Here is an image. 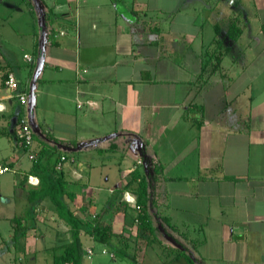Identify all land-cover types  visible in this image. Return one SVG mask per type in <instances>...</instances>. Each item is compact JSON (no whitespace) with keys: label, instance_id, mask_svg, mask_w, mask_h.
<instances>
[{"label":"crops","instance_id":"0c3cea01","mask_svg":"<svg viewBox=\"0 0 264 264\" xmlns=\"http://www.w3.org/2000/svg\"><path fill=\"white\" fill-rule=\"evenodd\" d=\"M3 6L0 163L11 171L0 175V264H37L45 252L52 264L59 246L70 241L50 201L33 194L55 158H65L60 170L70 207L86 220L114 200V189L134 170H143L144 144L150 162L162 166L156 200L177 226L179 241L198 245L204 264H264V0H223L217 9L209 7L201 24L196 8L187 15L179 3L150 8L145 0H0ZM48 10L56 17L45 26ZM235 16L245 26L242 35L221 71L199 86L214 24ZM166 18L186 19L196 30L187 37L167 32L160 23ZM202 24L211 26L206 42ZM7 73L29 99L32 93L38 131L32 129V151H45L37 170L21 146L22 109L3 84ZM190 103L203 106V114L188 116L199 126L183 117ZM109 138L120 150L100 155ZM124 199L130 209L125 220L113 218V227L126 240L135 231V195L125 192ZM14 219H22L23 236L14 232ZM160 239L148 247L144 264H188L170 260L171 249L181 247L168 236ZM81 242L84 264H123L87 235Z\"/></svg>","mask_w":264,"mask_h":264},{"label":"trees","instance_id":"16d2710c","mask_svg":"<svg viewBox=\"0 0 264 264\" xmlns=\"http://www.w3.org/2000/svg\"><path fill=\"white\" fill-rule=\"evenodd\" d=\"M119 3L121 0H110ZM56 16L51 10L44 15V25L51 24ZM244 25L240 18L235 16L228 19L227 22L214 24V37L211 41V51L208 58L203 61L200 75L197 77L198 85H205L210 77L221 71V62L229 54L231 45L236 42L244 31ZM225 28V29H224ZM260 32L264 37V22L260 25ZM8 74V73H7ZM6 74L3 76V82ZM200 80V81H199ZM193 112L203 114V106L198 104H189L184 114L185 119ZM22 113V110H21ZM193 124L199 126V121L190 119ZM127 138L128 135H124ZM109 146L105 149H98L101 155L104 153H115L120 150L118 144L113 138L107 139ZM58 144V143H57ZM45 152V151H44ZM39 152L33 161L32 169L37 170L39 162L44 154ZM53 160V165L48 175L39 176V188L33 194L39 199L47 198L54 207L57 216L68 228L70 241L59 246L60 253L53 256L52 264H84L86 253L84 251L81 234L90 237L94 243L105 246L117 260H125L129 264H144V257L148 247L160 245L161 236L172 238L180 249H171V259H184L188 264H204L196 255L198 245L188 246L187 243L179 241L177 236V226L173 224L170 217L164 214L156 200V184L159 176L162 174V166L151 163L147 146L144 144L141 148V158L144 160L143 170H134L131 173L130 180L123 186L114 189L116 197L110 203L102 207L93 217L83 220L70 207L72 196L67 190V182L63 177V172L57 167L60 158ZM63 162V161H62ZM61 162V163H62ZM41 171L40 169L37 171ZM125 192H131L135 195L133 208L136 211V217L133 219L135 224L134 236L132 239H124L123 233H117L113 227V218L121 214L125 220L130 204L124 199ZM22 219H14V232L23 236L26 228L22 226ZM123 226H121V229ZM131 241V244L129 241ZM123 242L122 245L117 243ZM117 244V245H116ZM167 246H163L166 249ZM170 254V253H169Z\"/></svg>","mask_w":264,"mask_h":264},{"label":"rangeland","instance_id":"374dc122","mask_svg":"<svg viewBox=\"0 0 264 264\" xmlns=\"http://www.w3.org/2000/svg\"><path fill=\"white\" fill-rule=\"evenodd\" d=\"M135 0H125V2L127 4H131L132 2H134ZM146 3L148 4V6L151 8V7H155V6H162V5H168L169 7H172L174 5H177L178 3L181 5V7L183 8L182 10H186L188 13L187 15H192V12H190V9L192 8H196L197 9V12L193 15H196L198 16V21L197 23L198 24H201L203 23V19L205 16L209 17L210 14H209V7L210 6H216V9L222 5L223 3V0H145ZM5 11V7H1L0 8V12H4ZM183 13L185 11H182ZM217 12H220V9H218ZM123 12H121V14H123ZM153 15V14H152ZM160 23H162V26H166L165 29L168 31H171V32H174L175 35H178V34H181V36H183L185 33H193L196 28H193L191 27V25H189V21L186 20V19H179V20H175L173 21L172 23H170V20L169 18H166L164 20H162ZM256 23V22H255ZM203 28H202V33H201V41L202 42H206L208 39H209V33L211 31V26L208 25V24H202ZM187 37V35H184ZM199 40V38H198ZM200 41V40H199ZM176 61H179L182 59V57H176L175 58ZM228 59V57L226 58ZM175 62V61H174ZM182 62H186L185 60H182ZM193 64V62H192ZM192 68V66H190ZM110 157V154H108V156H105V159ZM95 157H93L92 159H94ZM96 247L97 248H101V245L100 244H96ZM109 254L108 253L106 255L107 259L109 260ZM88 260L85 261V263H88L87 262ZM110 262V260L108 261ZM36 263L37 264H51V259H50V255L48 252H45V253H40V256L37 257L36 259ZM123 264H129V262L123 260L122 262Z\"/></svg>","mask_w":264,"mask_h":264},{"label":"built area","instance_id":"2783aa9c","mask_svg":"<svg viewBox=\"0 0 264 264\" xmlns=\"http://www.w3.org/2000/svg\"><path fill=\"white\" fill-rule=\"evenodd\" d=\"M28 61H30V57H26ZM4 86L8 88L10 91H14L15 98L17 103L22 109V113L19 118V137L21 139V146L25 149V153L30 161H34L36 154L32 151L33 145V131L29 123V96L28 93L20 90V85L17 79L13 76V74L8 73L3 82ZM79 108L80 105H77ZM65 158L62 156L60 158V162H58L57 167L60 168L61 162L64 161ZM11 169L9 166L0 163V175L10 172ZM91 254V252H88Z\"/></svg>","mask_w":264,"mask_h":264},{"label":"water","instance_id":"95a60500","mask_svg":"<svg viewBox=\"0 0 264 264\" xmlns=\"http://www.w3.org/2000/svg\"><path fill=\"white\" fill-rule=\"evenodd\" d=\"M43 49H44V35L41 36L40 38V46H39V50H40V53H39V57L37 59V68H36V72L39 70L40 68V65H41V62H42V58H43ZM31 109H32V93L30 95V99H29V123L31 125V128L33 129L34 132H38L37 131V128L35 127L34 123H33V120H32V113H31ZM140 143L139 140H136L134 141V144H138Z\"/></svg>","mask_w":264,"mask_h":264}]
</instances>
